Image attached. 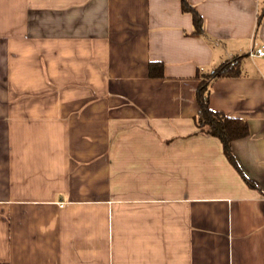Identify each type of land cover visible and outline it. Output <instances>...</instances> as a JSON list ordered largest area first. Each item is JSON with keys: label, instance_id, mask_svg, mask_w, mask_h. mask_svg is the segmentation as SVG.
<instances>
[{"label": "crops", "instance_id": "crops-1", "mask_svg": "<svg viewBox=\"0 0 264 264\" xmlns=\"http://www.w3.org/2000/svg\"><path fill=\"white\" fill-rule=\"evenodd\" d=\"M188 1L0 0V264H264V0Z\"/></svg>", "mask_w": 264, "mask_h": 264}, {"label": "trees", "instance_id": "trees-1", "mask_svg": "<svg viewBox=\"0 0 264 264\" xmlns=\"http://www.w3.org/2000/svg\"><path fill=\"white\" fill-rule=\"evenodd\" d=\"M182 7L184 11L190 12L193 16L195 25L194 32L201 34L203 32V16L201 13L188 1L182 0ZM241 58L242 56H234L222 62L212 72L204 74L201 79L197 91V97L200 104V110L196 115V124L200 132L205 134L218 136L224 145L226 154L232 159L231 144L233 140L246 137L249 134L248 122L236 116H230L222 111L213 110L208 103V84L213 80L221 77L237 76L241 72ZM156 64L151 69L152 75H162V69L158 72L156 68H161ZM155 68V71H154Z\"/></svg>", "mask_w": 264, "mask_h": 264}, {"label": "built area", "instance_id": "built-area-1", "mask_svg": "<svg viewBox=\"0 0 264 264\" xmlns=\"http://www.w3.org/2000/svg\"><path fill=\"white\" fill-rule=\"evenodd\" d=\"M251 54L258 55V56H264V47L252 49Z\"/></svg>", "mask_w": 264, "mask_h": 264}]
</instances>
